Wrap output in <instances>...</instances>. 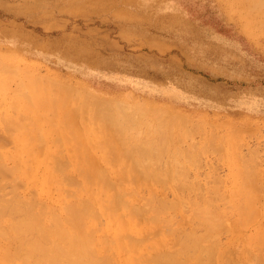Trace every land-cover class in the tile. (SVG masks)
<instances>
[{
  "label": "rangeland",
  "instance_id": "rangeland-1",
  "mask_svg": "<svg viewBox=\"0 0 264 264\" xmlns=\"http://www.w3.org/2000/svg\"><path fill=\"white\" fill-rule=\"evenodd\" d=\"M239 1L0 0V53L18 63L23 73L24 67L32 72L45 69L36 71L87 88L96 96L147 104L144 111L111 105L108 114L131 118L135 125L139 122L133 130L140 131L137 148L152 141L153 150L165 148L164 153H154L162 154L146 169L161 174L171 169L175 177L155 182L142 178L143 185L133 176L132 184L144 191L164 189L169 199L177 193L175 188L195 193L206 187L203 191L222 206L223 190L240 187L255 192V187L264 186V21L257 19L260 10L242 9ZM250 11L257 16L252 19ZM29 79L26 85L37 81ZM10 81L15 88L17 80ZM71 99L72 116L73 112L80 116L83 99L76 95ZM1 124L0 141L14 150L12 136L18 132L4 131ZM138 149L134 157L141 159L145 155ZM172 153L182 160H173ZM101 155L98 164L95 153L87 152L82 169L119 176L146 172L139 165L122 168L124 160L113 150ZM208 188L221 194L213 195L216 192ZM261 193L256 201L264 203ZM230 237L224 233L221 240L228 243Z\"/></svg>",
  "mask_w": 264,
  "mask_h": 264
},
{
  "label": "bare ground",
  "instance_id": "bare-ground-1",
  "mask_svg": "<svg viewBox=\"0 0 264 264\" xmlns=\"http://www.w3.org/2000/svg\"><path fill=\"white\" fill-rule=\"evenodd\" d=\"M263 1L238 4L260 10L258 16L250 14L263 22ZM24 69L19 71L18 63L0 53V122L4 131L18 132L12 133L15 138L11 135L14 150L0 141V264H264V203L256 201L264 186L255 187L259 195L249 188L221 190L222 206L203 191L206 187L195 193L175 188L173 199L164 189H136L140 185L134 186L130 177L143 182L175 175L171 169L166 174L148 171L146 164L162 154L157 153L158 158L154 153L165 148L153 150L152 141L141 146V152L136 143L140 131H133L141 124L108 113L111 105L144 111L147 104H123L40 74L44 68L36 69L40 73ZM29 75L37 80L32 85L26 82ZM10 80H17L15 88ZM73 95L84 101L80 116L71 114ZM134 148L145 156L135 158ZM111 150L124 160L122 168L139 165L146 174L129 171L120 177L112 171L82 169L87 152H94L100 164L102 151ZM211 191L219 195V189ZM224 233L231 236L228 243L221 240Z\"/></svg>",
  "mask_w": 264,
  "mask_h": 264
}]
</instances>
